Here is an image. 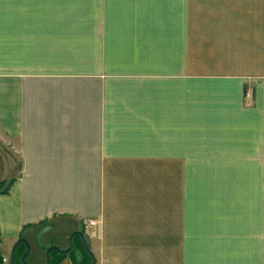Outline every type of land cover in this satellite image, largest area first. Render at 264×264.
<instances>
[{
  "label": "crops",
  "instance_id": "obj_1",
  "mask_svg": "<svg viewBox=\"0 0 264 264\" xmlns=\"http://www.w3.org/2000/svg\"><path fill=\"white\" fill-rule=\"evenodd\" d=\"M262 77L264 0H0V250L71 218L96 264H264L262 195L167 194L264 172Z\"/></svg>",
  "mask_w": 264,
  "mask_h": 264
},
{
  "label": "rangeland",
  "instance_id": "obj_2",
  "mask_svg": "<svg viewBox=\"0 0 264 264\" xmlns=\"http://www.w3.org/2000/svg\"><path fill=\"white\" fill-rule=\"evenodd\" d=\"M260 79V78H259ZM264 82V77L260 80ZM256 83V82H251ZM255 92L251 91L249 88V84L245 86L244 100L247 106L254 105L252 102V97L254 98ZM197 159L196 163H194V172H181V173H167L168 180V195H177L182 196L185 200L187 197H195V196H209V195H244V196H260L264 197V172H255V171H239L233 168H246L247 165L244 166H230L231 170H216V171H208V170H198L203 168H213V166H204L201 165V161L205 159V157H194ZM198 161H200L198 163ZM216 168H227L222 165L214 166ZM250 167V166H248ZM176 178L182 180V187H173V179L174 175ZM192 176V180L194 183V187L186 186V179ZM0 189L2 187L0 186ZM264 207V204H263ZM92 220L94 223H90ZM53 220H47V224L51 223ZM55 221V220H54ZM57 224L54 229L37 233L34 230H27L25 234L21 237L26 238L30 243V252L26 256L27 264H48L47 260V249L51 246H58L59 248H67L70 245L71 236L74 232H76V227H78L79 223L76 220H71V218H67L63 221H57ZM85 224L88 227H94L98 224L97 220L94 219H86ZM85 225V226H86ZM85 226H83L82 231L84 232ZM34 231V233H32ZM87 245L90 248L94 243L97 242V238L95 236L90 237V235H85ZM76 239V238H75ZM14 244L11 245L10 242H7L4 247H1L0 255L7 256L10 259V250L13 248ZM82 254L78 253L71 257L73 260V264H81ZM56 258V257H55ZM86 259L91 262V258L86 256ZM56 262V259H55ZM6 264V263H5ZM54 264V262H53ZM56 264V263H55ZM59 264V263H57Z\"/></svg>",
  "mask_w": 264,
  "mask_h": 264
},
{
  "label": "trees",
  "instance_id": "obj_3",
  "mask_svg": "<svg viewBox=\"0 0 264 264\" xmlns=\"http://www.w3.org/2000/svg\"><path fill=\"white\" fill-rule=\"evenodd\" d=\"M47 219L44 221H41L40 225H44L46 224ZM75 238H77L75 236ZM75 250H72L70 253H61L60 251H53L52 255H51V263L54 264L59 263L60 260H62V258L67 257V256H71L74 257L75 254L81 253L83 255V258L80 259V263L81 264H92L93 259L90 255V253L84 248V246L82 245V243H75ZM26 244L25 242L20 243L19 247H18V251H17V258H16V264H27L23 261L22 256L26 251ZM86 256H88L89 258H91V262L89 263V261L86 259ZM56 257V258H55ZM56 259V262H55ZM3 262L2 256L0 255V263Z\"/></svg>",
  "mask_w": 264,
  "mask_h": 264
},
{
  "label": "flooded vegetation",
  "instance_id": "obj_4",
  "mask_svg": "<svg viewBox=\"0 0 264 264\" xmlns=\"http://www.w3.org/2000/svg\"><path fill=\"white\" fill-rule=\"evenodd\" d=\"M83 235H84V237L82 236V235H80L79 233H75V234H73L72 236H71V239H72V246H71V248L67 251V252H61L60 250H57V249H51L50 251H49V264H52L51 263V255H52V252L53 251H60L61 253H70L72 250H75V243L77 242V243H82V245L84 246V248L90 253V251L86 248V246H85V242H86V245H87V241H86V236H85V234L83 233ZM75 236L77 237L76 239H75ZM20 238H22V237H20ZM19 238V239H20ZM23 242V241H22ZM22 242H20V243H22ZM20 243L16 246V249H15V258H14V264H16V258H17V251H18V247H19V245H20ZM54 246V245H53ZM53 246H51V247H53ZM70 246V245H69ZM27 247V246H26ZM50 247V248H51ZM87 247H88V245H87ZM69 247H67V248H64V249H62V248H60V249H62V250H65V249H68ZM89 248V247H88ZM90 249V248H89ZM49 250V248L47 249V251ZM26 251H27V248H26ZM26 251H25V253H26ZM25 253L23 254V256H22V259H23V261L26 263V257H25V260H24V255H25ZM90 255H91V257H92V259H93V254L92 253H90ZM11 257H12V254H11ZM11 257H10V259L9 260H7V259H4V257H2V259H3V262H1L0 264H12V261H11ZM68 257H70L71 258V256H68ZM66 257H64V258H62V260H60L59 261V264L65 259ZM81 258H83V255L81 256ZM47 260H48V257H47Z\"/></svg>",
  "mask_w": 264,
  "mask_h": 264
},
{
  "label": "water",
  "instance_id": "obj_5",
  "mask_svg": "<svg viewBox=\"0 0 264 264\" xmlns=\"http://www.w3.org/2000/svg\"><path fill=\"white\" fill-rule=\"evenodd\" d=\"M75 233H79L80 235H82V236L84 237L83 233L80 232V231H76V232H74L73 234H75ZM22 241L25 242V244H26V246H27V251H26V253H25L24 257H23L24 260H25V257H26V256L29 254V252H30V243H29V241H28L26 238H23V237L20 238V239H18V241L15 243V245H14V247H13V250H12V257H11L12 264H14V258H15V249H16V246H17L20 242H22ZM71 246H72V239L70 240V246H69L68 249L62 250V249H60L58 246H53V247L49 248V250L47 251L48 264H49V251H50L51 249H57V250H60L61 252H67V251L71 248ZM85 246H86V248L90 251V253H92L91 250L87 247L86 242H85ZM92 264H96V260H95L94 255H93V262H92Z\"/></svg>",
  "mask_w": 264,
  "mask_h": 264
},
{
  "label": "built area",
  "instance_id": "obj_6",
  "mask_svg": "<svg viewBox=\"0 0 264 264\" xmlns=\"http://www.w3.org/2000/svg\"><path fill=\"white\" fill-rule=\"evenodd\" d=\"M91 222L90 223H94L92 220H90Z\"/></svg>",
  "mask_w": 264,
  "mask_h": 264
}]
</instances>
